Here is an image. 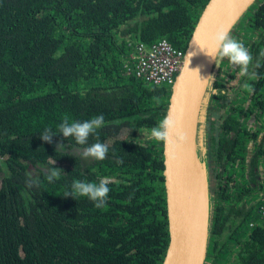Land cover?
I'll list each match as a JSON object with an SVG mask.
<instances>
[{
  "label": "trees",
  "instance_id": "16d2710c",
  "mask_svg": "<svg viewBox=\"0 0 264 264\" xmlns=\"http://www.w3.org/2000/svg\"><path fill=\"white\" fill-rule=\"evenodd\" d=\"M207 1L0 0V264L162 263L163 144L147 133L166 115L171 88L137 77L130 56L162 38L184 51ZM230 35L253 59L246 71L227 58L216 64L198 124L210 201L204 264H264V225L249 226L264 191L255 172L264 126L252 131L264 112V0ZM216 79L250 89L253 106L243 108L247 90L230 95ZM97 114L106 123L89 142L109 144L102 161H79L82 147L60 133L40 138L65 118ZM52 165L63 175L48 183L41 168ZM77 179L108 182L103 208L63 196Z\"/></svg>",
  "mask_w": 264,
  "mask_h": 264
},
{
  "label": "water",
  "instance_id": "95a60500",
  "mask_svg": "<svg viewBox=\"0 0 264 264\" xmlns=\"http://www.w3.org/2000/svg\"><path fill=\"white\" fill-rule=\"evenodd\" d=\"M256 0H208L201 10L171 87L166 115L176 121L170 142L163 143V176L168 244L161 264H204L209 236L210 201L207 167L199 155L198 124L207 102V81L216 62L205 52L220 28L229 32ZM211 76V77H210ZM201 133V132H200ZM200 135V134H199ZM202 180L197 187L196 164Z\"/></svg>",
  "mask_w": 264,
  "mask_h": 264
},
{
  "label": "clouds",
  "instance_id": "9594fccd",
  "mask_svg": "<svg viewBox=\"0 0 264 264\" xmlns=\"http://www.w3.org/2000/svg\"><path fill=\"white\" fill-rule=\"evenodd\" d=\"M205 52L212 59L213 62L219 64V62L227 58V60L236 66H239L242 70L246 71L249 64L252 62V55L247 47L239 40L234 39L227 28H220L211 37V47L208 50V46H205ZM211 77V76H210ZM207 81L209 89L212 88V80L204 79ZM105 118L103 114H97L89 119L73 120L69 122L67 118L63 119L58 128H45L39 131L41 140L51 142L52 137L60 133L63 138L69 140L74 145L82 147V151L76 158L79 161H87L90 158L97 161H102L109 153V144L102 142L98 138L94 142H89L90 137H98V130L105 126ZM176 121L171 115H165L157 125L151 127L147 133L148 139H154L156 141L163 142L165 144L170 142V133L175 129ZM142 135L144 133L142 132ZM64 145L58 144L57 152L63 153ZM43 172L48 183L55 182L62 174L60 168L54 167H42ZM110 188L106 180H99L98 182H92L87 180H73L68 189L63 193V196H71L73 198L86 197L93 202L96 208H103L108 200V194Z\"/></svg>",
  "mask_w": 264,
  "mask_h": 264
},
{
  "label": "built area",
  "instance_id": "2783aa9c",
  "mask_svg": "<svg viewBox=\"0 0 264 264\" xmlns=\"http://www.w3.org/2000/svg\"><path fill=\"white\" fill-rule=\"evenodd\" d=\"M184 51L174 48L165 38L150 45L138 44L135 53L130 56L134 73L144 81L155 85L172 87L176 75L183 64ZM257 220H251L249 226L258 222L264 225V191L255 204Z\"/></svg>",
  "mask_w": 264,
  "mask_h": 264
},
{
  "label": "flooded vegetation",
  "instance_id": "af4514ba",
  "mask_svg": "<svg viewBox=\"0 0 264 264\" xmlns=\"http://www.w3.org/2000/svg\"><path fill=\"white\" fill-rule=\"evenodd\" d=\"M216 80H217V79H216ZM223 81H225V79H223ZM217 82H218V83H225V85L227 86V88L225 87V89H227V91L230 92V95H231V92H233V93L236 95V93H237L238 91H240V93H244V91L247 90L248 94H245V96H246V101L243 102V104H242V105H243V108L248 109V106H253V104H252V100H250V97H249V91H248V90H250V89L245 88V87L242 86V85L239 86L236 82H234V83H232V82H221V81H218V80H217ZM225 89L221 88V90H225ZM232 97H233V96H232ZM236 101H238V100H236ZM257 113H258L259 115H258L257 118L253 121V122H255V121L257 120V121L253 124L254 126H253L252 131L258 129L261 125L264 126V112H263V114H262V112L258 110ZM261 138H262V135H261L260 133L257 134V136H256V145H258V144L261 143ZM251 143H252V144L250 145V147L253 146V148H252V147L250 148V151H249V156H250V157H251V155H252V152H251V151H255V148H256V147H254L253 142H251ZM162 144H163V142H162ZM246 148H247V147H246ZM248 148H249V147H248ZM246 156H247V153H246ZM246 156H245V158H247ZM247 159H249V158H247ZM263 160H264V159H263ZM260 161H262V160H260ZM237 170H238V167H237ZM257 177H258V180H259L260 184L263 185V182H262L261 180H262V178H264V175H262V174H257ZM259 178H260V179H259ZM258 193H261V190L258 189V192H257L256 194H258Z\"/></svg>",
  "mask_w": 264,
  "mask_h": 264
},
{
  "label": "bare ground",
  "instance_id": "6f19581e",
  "mask_svg": "<svg viewBox=\"0 0 264 264\" xmlns=\"http://www.w3.org/2000/svg\"><path fill=\"white\" fill-rule=\"evenodd\" d=\"M199 164H200V161L198 160L196 164V178H197L198 189L201 186V180H202V171H201V166Z\"/></svg>",
  "mask_w": 264,
  "mask_h": 264
},
{
  "label": "crops",
  "instance_id": "0c3cea01",
  "mask_svg": "<svg viewBox=\"0 0 264 264\" xmlns=\"http://www.w3.org/2000/svg\"><path fill=\"white\" fill-rule=\"evenodd\" d=\"M239 100H240V98H238ZM263 163L264 162H259V166L257 167V169L255 170V172H256V174H262V175H264V172L261 170L262 169V167H263ZM264 169V168H263ZM262 181V180H261ZM263 182V181H262ZM263 187H264V182H263V185H262Z\"/></svg>",
  "mask_w": 264,
  "mask_h": 264
},
{
  "label": "rangeland",
  "instance_id": "374dc122",
  "mask_svg": "<svg viewBox=\"0 0 264 264\" xmlns=\"http://www.w3.org/2000/svg\"><path fill=\"white\" fill-rule=\"evenodd\" d=\"M158 146V145H157ZM33 170V169H32ZM263 172H264V169H263V167H262V169H261ZM260 179V178H259ZM262 181L264 182V178H262Z\"/></svg>",
  "mask_w": 264,
  "mask_h": 264
}]
</instances>
